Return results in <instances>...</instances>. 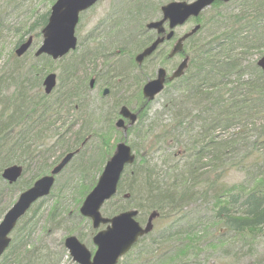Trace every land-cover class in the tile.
<instances>
[{
    "label": "trees",
    "instance_id": "1",
    "mask_svg": "<svg viewBox=\"0 0 264 264\" xmlns=\"http://www.w3.org/2000/svg\"><path fill=\"white\" fill-rule=\"evenodd\" d=\"M47 17L48 13L41 15L34 26L44 25ZM196 20L201 28L185 42V50L190 56L189 68L183 77L174 81L175 84L168 83L162 92L167 97L163 109L170 114V119L165 122L163 116L154 117L149 142L144 141L146 139L142 136L139 138L141 144L132 146L134 150H137L135 146H142L146 150L142 155L139 150L136 152L135 164L140 162L138 166L141 168L133 174L132 171L126 172L124 176L129 179V183L123 187L125 183L122 184V177L114 199L128 201L139 194L145 202L142 200L139 205L141 210L146 208L147 211H159L160 221L168 217L176 218L179 214L188 220L189 206L202 199H209L212 208L207 221L198 215L184 230L175 225L168 231L158 229V235L154 238H150L152 233L143 237L132 249L136 253L132 264H169L180 253L187 254L192 250V253L182 258V263L198 261L203 252L230 245L226 244L228 239L232 242L241 240L242 249L246 248L249 253L254 248L256 238L264 234V170L260 165L264 162V121L258 127L253 124L254 128L245 130L251 119L264 118V74L256 61L246 60L253 50L264 55V0H232L227 3L217 0ZM120 22L121 19L116 18L115 26L120 25ZM204 31L208 33L207 36H202ZM146 42L147 39H141L137 45L142 47ZM89 50L92 52L96 48ZM42 58L51 61L48 57ZM63 62L59 93L50 97L44 93L32 96L25 92V86L30 88V84L35 82L38 88L42 86L40 74L45 69L34 65L24 71L17 69L21 72L13 82L18 83V91L5 99L0 97V219L8 209L2 206L4 196H8L7 192L13 194L32 184L25 185V188L21 185H9L1 177L2 170L19 164L26 172L31 164H35L33 162H42V166L46 163V167L35 176L39 177L49 172L50 165L47 162L50 155L55 153L54 148L67 145L65 135L58 136L55 133L47 136V132L55 126L53 122H49L53 113L66 105L70 116L77 102L76 86L72 82L79 66L78 53L73 52L61 63ZM249 71L252 75L248 77ZM30 74L33 78L28 77ZM1 83L2 77L0 87ZM88 96L89 90L86 89L84 106L89 104ZM127 105L131 107V104ZM148 106L149 104L141 112L138 125L142 124ZM140 107L142 106L138 108ZM45 122L48 124H43ZM236 125L241 127V148L234 147L239 145L237 140L227 145L217 141L215 132L218 128L226 130ZM137 131H140L139 126ZM91 133L98 138L101 150L97 154L99 161H103L107 156V141L104 132L100 130L83 128L65 153L80 148ZM252 135H255L254 140ZM51 138H56L55 147L37 150V146ZM108 143L112 147L109 141ZM88 145L86 143L75 157L83 159L78 168L83 172L84 186L88 185L89 169L96 161L91 158L88 165L83 166L84 149ZM227 146L241 149L239 161L236 156L231 157L236 150L231 152ZM163 149L164 154L167 151L166 155L175 160V165H166L165 169L153 164L149 158L154 152L162 153ZM73 161L75 163L76 160ZM240 168L245 173L241 184L227 185L221 181L226 172ZM160 173L164 174L161 179ZM56 190L55 187L51 195H56ZM125 193L130 195L129 198L124 197ZM54 208L51 220L56 217L58 204ZM121 210L123 209L113 212V215ZM34 212L33 208L31 215ZM25 217L12 233V242L0 257V264H8L10 258L20 250L27 252L26 256L20 258V264H44L42 257L29 256L34 252L25 248L28 245L24 234L28 229ZM204 224L208 227L201 230ZM69 233L79 237L76 230H70ZM148 238L150 241L145 243Z\"/></svg>",
    "mask_w": 264,
    "mask_h": 264
},
{
    "label": "rangeland",
    "instance_id": "2",
    "mask_svg": "<svg viewBox=\"0 0 264 264\" xmlns=\"http://www.w3.org/2000/svg\"><path fill=\"white\" fill-rule=\"evenodd\" d=\"M55 1L56 0H0V77H2L3 83H1L2 85L0 87L1 99H5L9 95L18 91V83L13 82V79H15L16 76L20 74L19 72H21L17 69L21 68V70L24 71L27 68H31V66L33 67L34 65H40L45 69L41 70L43 73L40 74L41 85L45 75L48 72H53L57 75L58 81L56 91L58 93L61 91L59 80H61L60 76L63 69V64L67 60L63 63H59L60 60L51 62L42 57L37 58L35 55V52L40 47L43 40L41 34L43 25L34 26V24L41 17V15L49 13L51 6ZM171 1L175 0H99L92 8L82 13L76 28L77 38L79 39L80 43L83 44L84 50L87 51L89 47L95 46L98 53H96L95 57L92 56V58L90 56L85 57L84 55L83 70L80 72V75L82 74L83 76L86 72L88 73L92 69L109 68L108 71L116 75L115 80L121 79V83H117H120L124 87L123 89H116L117 92L121 90L124 93V97L121 100L122 103H128L134 107H137L136 98L139 96V93L141 94L140 87L145 84V81L142 80V76L136 70L137 64L133 61V59H131L130 63V58L125 54V52L132 53L133 55L137 53L138 42L141 41V39L142 41L145 39V35L143 34H146V36L153 34V32L146 30L145 23L159 19L161 15V6ZM113 11L115 12V18H117V20H119V18L121 19L120 25L115 26L114 24V29L111 28L112 25L109 20L110 14ZM196 22L197 21L193 20L190 23H186L185 25L176 28L175 31L178 35H181L185 31L191 29ZM88 31H90L94 37L83 40L84 37L82 35ZM140 34L143 36H140ZM207 35L208 33L206 31L202 33V36ZM29 36L34 38L32 48L22 57H17L15 54V47L22 39L26 40ZM172 44H164L160 48L163 53L160 55V53L156 52L153 54L152 58L146 62V79L154 77L160 66H164L171 73L175 67L174 65L180 61L179 57H175L171 61H167L165 58L167 52L170 49L169 46ZM112 48L115 50L114 52ZM103 50L105 52H102ZM76 52L78 55L81 53V51L79 52V46L75 50V53ZM121 52H123V54ZM185 53L188 54L186 50ZM261 55L262 53L258 52L257 50H253L247 56L246 60L257 61ZM65 57L62 59L69 58V56ZM251 75L252 73L249 71L247 76L249 77ZM28 77L33 78V75L30 74ZM75 81L76 79L74 80V83ZM30 85L28 84L30 88L25 86V92L29 93L30 95L35 96L44 93L43 85L40 88L37 87L36 82ZM115 97L116 95L111 92L107 98V101L102 103L103 106L101 107L98 96L96 95V91H93L91 92L89 104L83 106V128H85V130H92L95 128V130L97 129L100 131L104 129V138H106L107 141V156L104 155L105 158L103 161H99V155L97 153L101 149L98 138L94 135L87 137V142H89V145L86 147V149H84L85 162L83 166H87L88 161L91 160V158L96 159L94 165H92V167L89 169L90 174L88 175L87 179L88 185L84 186L83 183L85 179L83 177V172L78 168V165L81 166L83 159L74 158L73 160H76L75 163H73L74 161L72 160L71 164H69L57 178V183L55 185L57 189L56 195H51L47 199H44L35 205V212L32 215L31 212H29L24 219V221H27L25 224H28V229L24 232L25 239H28V245L25 248L33 250L34 254H30L29 256L33 258L35 255L42 257L45 260L44 264H75L68 250L64 246L65 237L74 234L69 233L70 230L78 231L81 242L84 243L92 253H94L96 245L92 242V238L100 228L94 229L92 227L91 220L87 217H83L80 214L79 209L82 201L96 185L106 161L113 155L115 146L118 142L125 139L130 146H133L134 144H141V140H139V138L142 136H144L146 139L144 141L149 142V133H152L150 128L154 124L152 123V121L155 119L154 117L157 116L158 118L163 116V120L165 122H168L170 119V114L164 112L163 109V104L166 102L167 97L163 93L159 94L152 102L149 103L146 114L143 115L144 119L142 124L138 125L137 122L135 125L129 128L127 135L124 136L123 131L115 127V121L117 120L118 116L114 120L112 126L110 125L111 123L108 122L110 111L115 106L113 104L115 103ZM117 108L119 110V107ZM1 111L2 104L0 103V112ZM60 117L63 118L59 119ZM67 118V115L63 116V114L61 116L55 115L51 119L49 118V122H53L55 126L47 132V136H52L55 133L58 136L65 135L64 140L67 144L66 146L54 148L55 153L50 155L47 162V164L50 165V168L56 164V162H58L68 146H71L73 141L76 139L75 137L77 135L74 132V127L77 128L76 125L79 126V114L77 124L73 122V125L71 122L75 119L74 117H69L68 120ZM263 121L264 118L260 120L251 119L250 122L252 123L250 124L249 122L245 130L248 128H254L253 124L258 127L263 123ZM69 123H72V125L66 126ZM43 124H48V122ZM138 126L140 131H137ZM215 135L217 137V141L222 142L223 145H227L230 142L234 143V141L237 140L239 141V145L234 147L241 148L240 125L231 126L226 130L218 128L215 132ZM254 137L255 135H252L253 140ZM56 138L58 137L56 136ZM56 138H51L45 141L44 144H40L36 147L37 150L55 147L54 145ZM108 141L112 144V147H109L110 144ZM150 141H154V139H150ZM48 145H50V147ZM135 147H137V150H139L141 155L146 151L144 148L142 149V146ZM227 149H229L231 152L236 150L235 152L237 155L234 152V155H231V157L233 158L236 156V160H240L241 149L238 150L234 149L233 147L230 148L229 146H227ZM137 150H135V153ZM168 151L170 152L171 149L169 148ZM166 152L164 154V149L162 153L154 152L149 158L153 164H157L159 167L162 166L164 169L166 168V165H168V167L175 165V160H172L170 155H166ZM260 152H262V149H260ZM33 163L35 164H31L29 170L26 171L25 175L18 183L19 185L17 184L18 187L20 185L25 186L31 183L37 173H39L42 168L46 167V163L43 166L42 162ZM139 164L140 162H138V165ZM138 165L137 163L133 164L128 169V171H132V174L133 172L135 173V170L136 172L139 171L141 166ZM260 165L264 170V162H261ZM161 173L159 174L160 179L162 178L161 175H164ZM244 176L245 173L241 172V168L231 169L224 174L221 181L227 185H233L235 183L241 184ZM123 183H125L123 187L129 183V179H126L125 176H123L122 184ZM19 192V190L14 191L13 194L7 192L8 196H4L2 200V206H11ZM142 198L143 197H141L139 194H135L132 199L128 201L123 199L111 200L104 205L102 210L103 214L105 216L107 214V216L112 217L113 212H116L118 209L128 210L136 208L139 211L138 220L141 223H144L149 215V211H147L146 208L141 210L139 207L143 200ZM209 201V199H202L201 201L198 200L193 206H189L190 210L188 216L190 218L188 220L182 218V215L179 214V216H176V218L168 217L163 218V221H155L156 229L152 232L150 238H154L156 235H158L157 229L168 231L177 225L180 227V229L184 230L185 226L188 225L189 222H194L195 219L199 217L198 215H200L202 218H205L207 221L209 218L208 213L212 208L211 201ZM143 203H145L144 200ZM57 204L58 210L56 217L54 220H51V218L54 216L52 214L55 212L54 206ZM22 222L23 221H21V223ZM207 227L208 226H205L204 224L200 229L204 230ZM150 238H148L145 243H148L147 241H150ZM226 244L230 245H226L224 248L215 247L208 252L205 251L200 254L198 261L196 260L190 263H185L184 261V263L264 264V234H261L258 238H256L254 241V248L249 253H247L246 248L242 249L243 245L241 240L232 242V240L228 239ZM133 251L134 250H131L127 256H124L120 261V264H132V259L136 255V253ZM192 251H189L187 254L180 253L173 259L172 262H169V264H184L182 263V258L188 256L190 253H192ZM26 254L27 252L25 250H20L17 252V255H14L10 258L8 264H20V258L26 256ZM130 254L132 255L129 257Z\"/></svg>",
    "mask_w": 264,
    "mask_h": 264
},
{
    "label": "water",
    "instance_id": "3",
    "mask_svg": "<svg viewBox=\"0 0 264 264\" xmlns=\"http://www.w3.org/2000/svg\"><path fill=\"white\" fill-rule=\"evenodd\" d=\"M97 0H57L51 8L49 19L44 26L43 42L36 52V56L46 54L53 59H58L77 47V37L75 29L79 22V13L91 7ZM216 0H194L173 1L162 7L163 18L159 21L151 22L148 29H156L159 34L165 32L164 23L168 20L170 28L185 23L191 16L197 17L202 10L211 6ZM230 1V0H226ZM200 25H196L190 32L178 39L174 45L170 56L182 51L183 42L194 34ZM173 36V31L166 37H158L136 56V62L141 64L144 58L150 56L158 46L165 40ZM33 38L29 37L21 43L15 50L17 56L24 55L31 47ZM188 58L184 59L179 67L169 78L180 77L187 68ZM257 66L263 69L264 55L257 60ZM166 81V70L160 68L157 78L148 81L143 87V94L148 101L153 100L159 94ZM93 83V81H92ZM44 90L51 93L56 86V74L49 73L43 80ZM107 93V90L104 92ZM121 114L130 119V125L137 120V114L132 113L126 106L121 108ZM118 127H123L125 133L127 126L124 120L117 122ZM79 150L68 153L51 171L50 175L39 178L33 186L22 192L13 206L7 211L0 222V256L4 253L11 242L10 234L16 227L19 219L28 211L31 205L39 198L46 196L54 184L55 176L71 161ZM135 155L132 149L125 142H120L112 158L106 163L98 183L87 195L81 207V213L92 219L93 227L98 228L101 224H108L106 229L98 232L93 237V242L97 245V251L92 257V253L80 240L72 235L65 239V246L79 264H116L118 259L127 253L140 236L149 233L153 229V220L158 217V213L152 212L145 227H142L136 220L138 211L128 210L121 212L111 218H105L101 214V207L105 201L111 199L117 192L118 183L124 168L132 164ZM21 175V167L12 165L6 167L2 172V177L13 183Z\"/></svg>",
    "mask_w": 264,
    "mask_h": 264
},
{
    "label": "flooded vegetation",
    "instance_id": "4",
    "mask_svg": "<svg viewBox=\"0 0 264 264\" xmlns=\"http://www.w3.org/2000/svg\"><path fill=\"white\" fill-rule=\"evenodd\" d=\"M160 12H161V10H160ZM162 16V15H161ZM193 18H190L189 20H188V22L187 23H190V22H192L193 20H192ZM109 20H110V23H111V28H115V26H114V24H115V22H116V18H115V12L113 11V12H111V14H110V17H109ZM147 25V22L145 23V26ZM165 28H166V32H165V34H167L168 33V31H169V29H168V23H166L165 24ZM150 32H153V34H151L150 36H146V34H143V35H145L144 37H145V40L147 39V42H150V41H152V40H154L156 37H157V34H156V32L154 31V30H152V31H150ZM187 31H185L184 33H186ZM183 33V34H184ZM182 34V35H183ZM142 35V36H143ZM84 38H83V40H85L86 38L87 39H89V38H93L94 37V35L90 32V31H88L87 33H85V34H83L82 35ZM181 35H178L177 33H176V31L174 30V32H173V38H171L170 40H165L164 42H163V45L164 44H168V43H173V42H176V40L180 37ZM162 45V46H163ZM161 46V47H162ZM173 46H174V43L172 44V45H170L169 46V51L167 52L168 54H169V52L171 51V49L173 48ZM161 47H159V49H157V51L156 52H158V53H160V55L163 53L161 50H160V48ZM93 48H96L95 46H93V47H89L88 49H87V51L86 50H84V46H83V44H81L80 43V41H79V52L81 51V53H79V66H78V68H77V72H76V81H75V83L74 82H72V85H75L76 86V96H77V102H76V104H75V108L74 109H72L71 110V113H70V117L72 118V117H74L75 119L73 120V121H71L72 123L74 122V123H78L77 121H78V114H79V126L78 125H76L77 126V128L76 127H74L75 129H74V132H75V134L76 135H78L81 131H82V128H83V124H82V121H83V118H82V111L84 110L83 109V106H84V90H86V89H88L89 90V96L88 97H90L91 96V92H93V91H96V95L98 96V99H99V102H100V104H102V103H105L106 101H107V98H108V96L111 94V92L112 93H114L115 95H116V97L114 98L115 99V103H113V104H115V106L117 105V106H119V105H125V106H127V104L128 103H122V99H123V97H124V93L120 90V91H116V89H123L124 87L120 84L121 82H120V80L121 79H119V80H115L116 79V75L115 74H112V73H110L109 71H108V69L109 68H105V69H103V68H101V69H92L91 71H89L88 73L86 72L85 73V75H83L82 76V74L80 75V72L83 70V59H84V55H85V57H88V56H90L91 58H92V56H96V53H98L97 52V49L96 50H94V51H92V52H90V50L89 49H93ZM112 50H113V52L115 51L113 48H112ZM102 52H105L104 50L102 51ZM140 51L138 50L137 51V53H135L134 55L132 54V53H126L125 52V54L126 55H128L129 56V58H130V63H131V59H133V61L135 62V56H136V54H138ZM155 52V53H156ZM122 54H123V52H121ZM154 53V54H155ZM104 55V54H103ZM153 56V55H152ZM152 56H150V57H148V58H145L144 60H143V62H142V64L141 65H139V64H137V68L139 69V71H140V75L142 76V80H144L145 81V83L147 82V80H149V79H153V78H155L156 77V75L154 76V77H152V78H149V79H146V73H145V70H146V67H145V64H146V62L147 61H149L151 58H152ZM175 57H179V59H180V61L176 64V65H174L175 67H174V69L171 71V73L169 72V70L168 69H166L167 70V80H166V82H168L169 81V77L173 74V72L177 69V67L179 66V64L185 59V58H188V67H187V69L189 68V64H190V56L187 54L186 55V53H185V51L183 50V51H181V52H179V53H177V54H175L173 57H170L169 56V58L167 59V61H171V60H173ZM131 65V64H130ZM161 67V66H160ZM164 67V66H163ZM187 71V70H186ZM186 71H185V73H186ZM184 73V74H185ZM184 76V75H183ZM145 77V78H144ZM92 81H93V83H92ZM117 82H120V83H117ZM141 88V90H142V88H143V86L142 87H140ZM105 90H107V93L105 94L104 92H105ZM55 93H57V91H56V88L54 89V91L49 95V96H53ZM141 93H142V91H141ZM121 101V102H120ZM141 101H143V96H142V94H140L139 93V96H137V98H136V102H137V107H134V108H138L139 106H140V104L139 103H142ZM114 102V101H113ZM120 102V103H119ZM65 107H63L62 109H59L58 110V112L57 113H53V115L52 116H55V115H58V116H61L62 114H63V116L64 115H68V109H67V106L66 105H64ZM103 106V105H102ZM129 110L130 111H133L132 109H130L129 108ZM60 112H62V113H60ZM118 112H119V115H121L120 114V108H119V110H118ZM133 112H135V111H133ZM136 112H139V110L138 111H136ZM74 113V114H73ZM114 114H115V111H112V112H110V116H109V121L111 122L112 121V119H113V116H114ZM121 117V116H120ZM120 117H118V119L120 118ZM61 118H63V117H60L59 119H61ZM126 122H127V120H126ZM72 123H69V125H72ZM74 123H73V125H74ZM69 125H67V126H69ZM71 129V128H70ZM22 166V165H21ZM23 167V166H22ZM24 168V167H23Z\"/></svg>",
    "mask_w": 264,
    "mask_h": 264
},
{
    "label": "bare ground",
    "instance_id": "5",
    "mask_svg": "<svg viewBox=\"0 0 264 264\" xmlns=\"http://www.w3.org/2000/svg\"><path fill=\"white\" fill-rule=\"evenodd\" d=\"M136 70H137V72L140 74V71H139V69H138V68H136Z\"/></svg>",
    "mask_w": 264,
    "mask_h": 264
}]
</instances>
